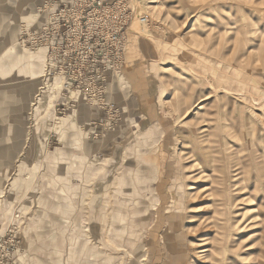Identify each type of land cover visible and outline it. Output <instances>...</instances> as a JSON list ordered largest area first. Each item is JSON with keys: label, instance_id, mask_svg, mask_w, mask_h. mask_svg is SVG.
<instances>
[{"label": "rangeland", "instance_id": "rangeland-1", "mask_svg": "<svg viewBox=\"0 0 264 264\" xmlns=\"http://www.w3.org/2000/svg\"><path fill=\"white\" fill-rule=\"evenodd\" d=\"M89 2L0 0V264H264V0Z\"/></svg>", "mask_w": 264, "mask_h": 264}, {"label": "built area", "instance_id": "built-area-1", "mask_svg": "<svg viewBox=\"0 0 264 264\" xmlns=\"http://www.w3.org/2000/svg\"><path fill=\"white\" fill-rule=\"evenodd\" d=\"M53 4H57L58 9L57 12H53L51 18L52 21V29L50 30L52 33V40L54 41V44L51 46L52 50V56H51V68H64L66 65H71L72 55L75 53V50L70 49V47L67 45L66 42L59 43L58 40L60 37L63 36L64 33H66V29H69V18H70V10L71 4L78 5L79 0H52ZM104 0H92V2L86 3L84 5H81V11L87 14H90L93 8L97 9V6L101 5V3ZM54 6V5H53ZM52 6V7H53ZM83 18H86V16H83ZM47 28H43L42 32L39 34L41 44L43 45L48 41L47 36ZM99 39H103L102 37H99ZM102 47H98L97 44L92 43L90 45V50L87 55V61L86 64L88 65H100L103 61V58L100 55H95L91 58V54H93L94 51L99 50ZM122 62V56L119 54L117 56V59L115 61V65Z\"/></svg>", "mask_w": 264, "mask_h": 264}, {"label": "bare ground", "instance_id": "bare-ground-1", "mask_svg": "<svg viewBox=\"0 0 264 264\" xmlns=\"http://www.w3.org/2000/svg\"><path fill=\"white\" fill-rule=\"evenodd\" d=\"M43 65V64H42ZM39 66H41V64H39ZM204 134V136H206V134L209 133V127H204L200 133ZM233 172L234 174L232 175V178H233V183H230V185H227L228 187V190L232 189V190H235L237 189V187H239V184H246L247 182H249V178L246 176V174L244 173V171L242 169H244V166L243 168L241 166H239L238 164L234 165L233 166ZM214 173H212L213 175ZM221 179L222 181H226V179L224 177L221 176ZM230 180H231V177H230ZM225 183V182H224ZM246 186V185H245ZM257 186V185H256ZM240 190H243V188H239ZM231 191V190H230ZM228 203L230 202V204H232L234 202V200H230V199H227Z\"/></svg>", "mask_w": 264, "mask_h": 264}]
</instances>
